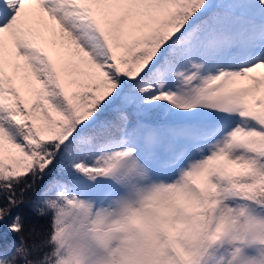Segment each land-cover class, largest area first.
I'll return each mask as SVG.
<instances>
[{"label": "snow or ice", "instance_id": "1", "mask_svg": "<svg viewBox=\"0 0 264 264\" xmlns=\"http://www.w3.org/2000/svg\"><path fill=\"white\" fill-rule=\"evenodd\" d=\"M145 170L264 198V0H0V264Z\"/></svg>", "mask_w": 264, "mask_h": 264}, {"label": "clouds", "instance_id": "2", "mask_svg": "<svg viewBox=\"0 0 264 264\" xmlns=\"http://www.w3.org/2000/svg\"><path fill=\"white\" fill-rule=\"evenodd\" d=\"M59 229L51 264H264V198L211 197L186 173L65 205Z\"/></svg>", "mask_w": 264, "mask_h": 264}, {"label": "trees", "instance_id": "3", "mask_svg": "<svg viewBox=\"0 0 264 264\" xmlns=\"http://www.w3.org/2000/svg\"><path fill=\"white\" fill-rule=\"evenodd\" d=\"M49 179H51V176H45L44 180L38 182L37 193L40 191V189ZM37 193H28V196L34 200L35 195ZM21 207L23 213L29 216V221H28L29 226H35L37 229L43 228L45 230L50 231V229L48 228V223H49L48 217H39L34 212H31V205H22ZM12 240H17L18 242V238L13 234L9 233L6 237L0 238V245L7 244Z\"/></svg>", "mask_w": 264, "mask_h": 264}]
</instances>
